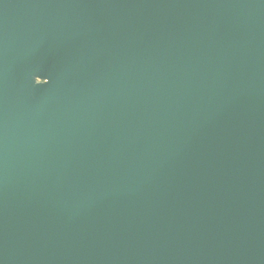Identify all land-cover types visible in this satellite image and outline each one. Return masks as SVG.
Instances as JSON below:
<instances>
[{
  "label": "water",
  "instance_id": "obj_1",
  "mask_svg": "<svg viewBox=\"0 0 264 264\" xmlns=\"http://www.w3.org/2000/svg\"><path fill=\"white\" fill-rule=\"evenodd\" d=\"M0 264H264V0H0Z\"/></svg>",
  "mask_w": 264,
  "mask_h": 264
}]
</instances>
